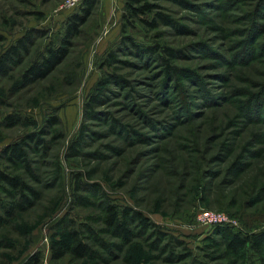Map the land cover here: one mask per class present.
Returning a JSON list of instances; mask_svg holds the SVG:
<instances>
[{
  "label": "rangeland",
  "instance_id": "rangeland-1",
  "mask_svg": "<svg viewBox=\"0 0 264 264\" xmlns=\"http://www.w3.org/2000/svg\"><path fill=\"white\" fill-rule=\"evenodd\" d=\"M67 2L0 0V59L30 36L0 78V153L44 143L28 149L34 177L0 163L40 197L0 230V264H264V0H160L145 18L156 28L126 35L124 6L97 0L71 36L84 9ZM61 46L54 72L26 84ZM10 197L0 190V205ZM111 207L131 242L107 225ZM73 229L91 254L55 262L52 243ZM227 230L263 251L231 252Z\"/></svg>",
  "mask_w": 264,
  "mask_h": 264
},
{
  "label": "trees",
  "instance_id": "trees-1",
  "mask_svg": "<svg viewBox=\"0 0 264 264\" xmlns=\"http://www.w3.org/2000/svg\"><path fill=\"white\" fill-rule=\"evenodd\" d=\"M160 0H126L123 8L122 15V34H127L129 30L135 31L140 25H147L156 28V23H149L145 20L146 16L155 12L158 9L156 2ZM97 4V0H86L83 3V16H75L74 22L71 24L68 36L72 34H77L78 28L86 22V20L91 16L93 7ZM158 17L162 20L161 14ZM30 41V36H27L17 47H12L5 56L0 59V78L6 77L9 74L10 66L9 64L14 61L19 62L22 59V53H26V42ZM125 43L133 41L129 38L124 39ZM65 46H69L67 40L63 41ZM65 46H61L58 50H49V55L44 59L41 65H36L32 67L24 77L26 84H32L38 80L46 79L54 70L62 63V61L67 57L68 49ZM151 54L152 49L147 48ZM166 54L173 57L174 54L171 51H167ZM112 58L115 59L113 55ZM163 59V57H162ZM110 82V81H108ZM107 81L101 82L108 83ZM97 102V98L93 100V103ZM60 123L59 119H53L51 126H56ZM31 144L40 145L44 144L40 141V137L32 139V143H16L6 147L2 153H0V163H8L12 166L23 165L25 169L29 171L31 177H34V173L31 171V161L29 159L28 149H31ZM239 162L236 163L235 167L238 166ZM0 188L3 194L11 196L12 202L10 204H1L0 208L2 214L0 215V230L7 227L13 220H15L20 214L30 211L36 203L34 200H38L39 193L29 187L27 184L23 183L18 177H13L8 175L0 166ZM5 189H10L12 193L4 192ZM12 194V195H11ZM128 214L120 218L119 213L116 212L114 208H109V217L107 219V225L110 229H114L123 240L128 243L131 242L133 233L127 227ZM142 225H146V220H141ZM230 236L229 249L231 252L238 254L245 250L249 246L254 249L257 253L263 251V240L258 237H242V235H234L230 230L226 231ZM89 241L83 238L80 232L76 230H71L64 233L61 238L54 241L51 245L52 259L55 262L63 261L67 257H72L77 260H86L91 254V247L86 243ZM108 250V247L105 246ZM41 254L38 253L34 255L28 264H41Z\"/></svg>",
  "mask_w": 264,
  "mask_h": 264
},
{
  "label": "built area",
  "instance_id": "built-area-1",
  "mask_svg": "<svg viewBox=\"0 0 264 264\" xmlns=\"http://www.w3.org/2000/svg\"><path fill=\"white\" fill-rule=\"evenodd\" d=\"M86 0H68L66 5L64 6L65 10H74L79 8ZM199 221L204 222L207 225H231V222L228 221L226 217L220 214L211 213V212H203L198 216Z\"/></svg>",
  "mask_w": 264,
  "mask_h": 264
},
{
  "label": "crops",
  "instance_id": "crops-1",
  "mask_svg": "<svg viewBox=\"0 0 264 264\" xmlns=\"http://www.w3.org/2000/svg\"><path fill=\"white\" fill-rule=\"evenodd\" d=\"M125 1H126V0H118V2H119L122 6H124ZM105 4H106L107 6H109L108 4H110V0H105Z\"/></svg>",
  "mask_w": 264,
  "mask_h": 264
}]
</instances>
